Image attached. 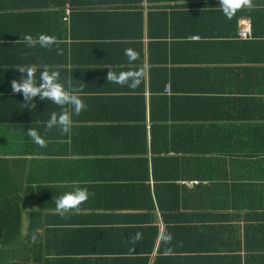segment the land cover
<instances>
[{"label": "crops", "instance_id": "obj_1", "mask_svg": "<svg viewBox=\"0 0 264 264\" xmlns=\"http://www.w3.org/2000/svg\"><path fill=\"white\" fill-rule=\"evenodd\" d=\"M149 1L158 4L149 8ZM159 1L114 14L93 10L90 0H0V177L9 173L21 191L28 226L22 237L43 240L34 254L28 251L27 264H264L263 243L253 238L250 249L242 245L249 221L241 212L227 224L202 211L196 223L204 229L187 232L177 225L195 216L187 210L181 217L185 195L184 202L163 190L157 202L141 164L143 158H236L240 153L217 147L235 142L232 131L257 141L264 129V37L235 38L233 28L227 37L222 11L213 7L204 10L212 19L202 24L213 29L206 30L208 44L196 48L203 9L190 7L193 0ZM248 22L253 31L245 16L237 18L238 30ZM25 34L56 39L49 48H29ZM125 49L135 52L134 61ZM30 64L38 65L37 80L47 65L66 88L80 89L85 108L72 115L68 133L48 129L47 121L53 112H71L70 105L37 97L25 107L22 94L11 91L22 75L15 68ZM110 69L136 73L139 83L108 82ZM30 127L44 147L27 136ZM159 164L157 173L169 171ZM193 182L179 185L193 192ZM77 188L88 190L87 201L57 211L55 198ZM37 224L43 232L30 236ZM203 235L217 237L211 249ZM227 237L234 238L232 247Z\"/></svg>", "mask_w": 264, "mask_h": 264}, {"label": "trees", "instance_id": "obj_2", "mask_svg": "<svg viewBox=\"0 0 264 264\" xmlns=\"http://www.w3.org/2000/svg\"><path fill=\"white\" fill-rule=\"evenodd\" d=\"M76 1L65 0V4L67 5V2H69L74 5ZM165 1L170 0H160L159 2ZM90 3V8L93 10L98 7H104L106 10L118 14L127 9H136L140 3H143V0H90ZM155 4L158 3L149 1L148 7H155ZM159 5L160 7H168L165 4ZM189 5L190 7L192 5L193 8L200 7L203 9V13L200 10L198 16H196V20L200 19L201 26L199 28L196 27L195 30V34L200 38L198 42H195V45L196 48H200L201 45L208 44L207 42L209 41L206 32L208 27L202 24L208 23L207 17L212 19V15L204 12V10L211 11L213 7L220 8L219 0H209L207 3L202 0H193V3L191 2ZM219 11H222V9L220 8ZM218 14L222 15L221 21L227 30L225 31L227 37H231L229 33L232 31V29L228 28L234 29L232 37H238L237 18L242 16L252 18L254 32L252 38L264 37V0H249V6H242L231 19L226 18L223 12ZM230 21L232 22L231 25L229 24ZM208 30L213 31V29L209 28ZM164 82L166 83L167 79H164ZM167 87L166 93H168ZM232 132L235 134V142H225V144H218L217 147L219 146V151L225 150V154L230 151L240 153L237 154L236 158H143L141 159V164L145 165V182L149 181L148 183H150L152 180L155 183L157 202L163 190L167 191L168 195L173 193L175 197L182 198L184 202L185 198L188 201L185 208H179L181 217L183 218L186 215L182 211L187 210H191L195 216L192 217L191 221L187 217L185 220L180 219L178 221L180 224L177 225H182L187 232H197L199 228L204 229V227H198V222L196 223V221H199V214L202 211H206L210 215L209 220L219 217L226 221L227 224H230L234 219H238L237 216L241 212L242 218H245V221H249L244 228V242H242V245L250 249L253 238H255L253 241H260L264 244V237H260V239L251 236H257V232L262 233L264 236V224H262L264 223V129H259L258 133L261 135L258 136L256 142L246 137L243 131ZM192 145V150L195 151L197 144L193 143ZM136 160L132 162H136ZM158 164L162 169L169 171L157 173ZM185 181H197L196 185L193 184V192H189L186 187L179 185ZM145 186L148 190L150 189V185L145 183ZM175 190H178V192H174ZM19 191L20 189L16 186V179L12 178L9 173L4 172V175L0 177V264H27L28 251L30 250L29 253L34 254L32 252L34 247H38L43 241L34 238L30 239L29 235L28 237H22L21 233L28 226L23 222L21 216L19 203L22 198L21 191ZM149 194L152 197L150 191ZM190 198L195 201L190 203ZM158 207L161 212H170V209H164L161 205H158ZM154 208L155 206L153 205L152 209L154 210ZM255 219L256 222H261L257 220H262V223L255 225L253 222ZM207 228L209 227L207 226ZM42 230H44V227L37 224L33 230L35 232L31 233L30 236L39 231L43 232ZM224 230L227 231L228 228L226 227ZM215 238L207 235L201 236V239L208 244L205 249L212 248L213 242L217 241ZM221 239L219 238L218 240ZM233 239V237L226 238L230 247L233 246ZM39 241L40 244L35 246Z\"/></svg>", "mask_w": 264, "mask_h": 264}, {"label": "clouds", "instance_id": "obj_3", "mask_svg": "<svg viewBox=\"0 0 264 264\" xmlns=\"http://www.w3.org/2000/svg\"><path fill=\"white\" fill-rule=\"evenodd\" d=\"M242 6H249V0H219V7L222 9L224 16L231 19L238 9ZM27 47L33 48L37 44L41 48H49L55 43V37L46 34H39L37 37L25 34L22 38ZM129 62L136 59V54L131 49H125L124 53ZM38 65H21L15 68L22 75L18 80H13L11 83V91L13 93H21L25 107L33 105L34 98L39 97L40 100L51 101L60 106L70 105L72 111H61L59 114L53 112L47 121V128H59L62 133H68L73 123L72 115H79L85 108V104L80 98L78 88H66L60 82V73L56 70H49L47 65L43 66V70L39 73V78H36ZM107 81L117 84H128L129 87H135L139 83L136 78V73L115 72L112 69L108 71ZM130 81V83H129ZM34 143L40 147L45 146V140L38 135L36 129L30 127L26 132ZM90 193L86 188H77L70 192H65L55 198L57 211H68L75 208L81 203L87 201Z\"/></svg>", "mask_w": 264, "mask_h": 264}, {"label": "built area", "instance_id": "obj_4", "mask_svg": "<svg viewBox=\"0 0 264 264\" xmlns=\"http://www.w3.org/2000/svg\"><path fill=\"white\" fill-rule=\"evenodd\" d=\"M253 31H252V24L251 22L245 23L240 30H238V37L243 39L252 38ZM167 92H170V87H167ZM193 184H196V182H193Z\"/></svg>", "mask_w": 264, "mask_h": 264}]
</instances>
